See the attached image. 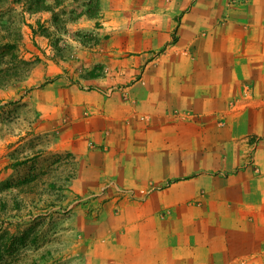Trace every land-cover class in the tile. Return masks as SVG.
<instances>
[{"label":"rangeland","instance_id":"374dc122","mask_svg":"<svg viewBox=\"0 0 264 264\" xmlns=\"http://www.w3.org/2000/svg\"><path fill=\"white\" fill-rule=\"evenodd\" d=\"M177 1L179 7L176 8ZM224 1L233 6L240 0ZM192 2L0 0V264H145L150 257L137 255L140 245L146 247L147 243L159 245L165 242L164 246L171 248L189 241L192 244L189 242L184 247L188 254L187 264H197L224 255L227 244L237 245V233L211 232L215 220L207 224L208 227L190 221L201 195L219 185L216 170L205 168L200 175L195 168L187 170V176L196 175L197 180L194 178L187 184L177 185L174 191L180 193V199L184 201L179 203H184L186 208L168 211L169 206H164L161 212L166 217L160 215L157 218L166 233L161 229L163 235L156 233L147 225L140 226V221L147 218L144 217L145 197L150 195L149 190L155 191L149 196H155L153 204L170 203V198L162 195L166 184L151 183L144 195L138 197L132 187L116 184L113 176L99 172L96 167L90 173L100 176L99 182L85 183V173L89 174L85 171V157L82 158L76 148L61 146L60 150L56 145L57 138L64 132V120L59 122V115L55 120L51 116L44 117L40 108L45 107L39 106L47 101L43 89L46 84L68 86L66 91L51 89L50 93L74 101L69 112L76 127L74 142L81 144L83 139L80 142L78 137L80 132L85 133V84H92L91 87L130 84L140 79L135 93L139 97H149L148 101L156 94L152 95L147 84L150 87L178 84L180 78L167 71L168 63L163 57L166 45L157 50L117 52L110 47L113 39L109 38L126 35L129 40L130 34L131 40L138 41L135 35H145V29H154L153 23L158 25L164 13L189 10ZM222 5L227 6L226 3ZM175 39L173 37L172 41ZM250 69L249 80L247 75L244 76L251 85L259 74L254 71L255 64ZM200 74L206 76L202 71ZM101 91L105 88L92 91L89 107L94 111L112 107V99ZM247 96L252 99L255 93L250 90ZM59 107L61 109L54 112L64 110V106ZM149 108L151 106L143 101L140 109L147 111ZM250 108L248 119L240 123L239 128L251 130L249 141L254 143L264 137V109ZM185 118L190 120L189 116ZM122 127L118 125L113 132V147L120 140ZM180 140L186 146L196 145L199 141L193 136ZM79 144L74 143V147ZM81 147V153L85 155V140ZM132 147L130 140L126 146L129 152L122 159L123 172L127 176L133 174L139 164L137 158L140 157L131 151ZM99 150L91 157L94 166L105 149ZM209 154L212 158V153ZM193 155L186 151L185 159L194 160ZM176 156L178 153L173 152L159 155L169 165H176ZM106 162H109L108 158ZM256 167L255 162L253 168ZM139 215L141 219L136 220ZM204 228L208 230L205 232ZM137 230L140 240L132 239ZM146 230L150 234L146 235ZM128 246L133 248V255ZM211 250L213 254L209 253ZM161 252L156 261L158 264H161V260L158 261Z\"/></svg>","mask_w":264,"mask_h":264},{"label":"crops","instance_id":"0c3cea01","mask_svg":"<svg viewBox=\"0 0 264 264\" xmlns=\"http://www.w3.org/2000/svg\"><path fill=\"white\" fill-rule=\"evenodd\" d=\"M231 4L224 0H193L189 10L164 13L158 25L153 23L154 29H145V35H135L138 41L131 40L130 34L129 40L126 35L109 38L113 39L110 47L117 52L126 49L140 52L157 50L166 45L163 57L168 63L167 71L175 73L180 80L183 77L186 80H179L171 87L164 84L150 87L147 84L152 95L156 94L150 101L149 97H139L135 93L140 79L130 84H96L92 87V84H85V133L80 132L78 137L80 142L85 140V155L81 153L83 142H74L76 127L69 112L74 101L50 93L51 89L63 88L66 91L68 86L46 84L43 89L47 101L39 104L45 107L40 108L44 117L51 116L55 120L59 115V122L64 120V132L57 138L56 145L60 150L61 146L76 148L82 158L85 157V171H89V174L85 173V183L99 182L100 176L90 173L96 167L99 172H108L109 176H113L116 184L132 187L138 197L144 195L151 183L166 184L162 195L169 197L170 203L162 206L153 204L155 196H149L155 191L149 190L150 195L145 197L146 219L152 215L166 217L161 212L164 206H169L168 211L186 208L182 205L184 203H179L184 201L180 199V193L174 191L177 185L187 184L194 178L197 180L196 175L192 178L187 176V170L195 168L198 175L205 168L217 171L215 177L219 185L201 195L190 221L207 226L215 220L211 232L223 234L231 231L238 234V241L237 245L227 244L224 255L197 264L264 262V236L258 235L264 233V137L251 143L249 137L252 131L239 128L240 123L248 119L251 106L264 109V0H240L233 6ZM176 15L179 17L176 18ZM123 37L125 41H122ZM173 37L175 41H172ZM127 43L139 47L133 48ZM253 64L256 65L254 71L259 75L250 85L244 75L251 74L250 66ZM201 71L206 74L205 77H201ZM94 88L99 91L105 88L101 92L112 99L110 110L94 111L89 107ZM250 90L255 93L252 99L247 96ZM143 101L151 106L147 111L140 109ZM61 105L64 106V114H60L63 111L54 112L61 109ZM185 116H189L190 120ZM189 122L192 124H186ZM118 125L123 126V131L113 147L111 139ZM191 136L198 138L196 145L186 146L180 140L190 139ZM130 140L133 143L131 151L140 158H137L139 164L134 168L135 172L127 176L123 172L122 159L129 152L126 146ZM74 143L79 145L74 147ZM102 147L105 150L94 166L91 157ZM186 151L194 154V160L185 159ZM170 152L179 155L175 159L176 165H169L166 159L159 157ZM209 153H212V158ZM255 162L258 170L253 168ZM139 219L140 215L136 220ZM207 230L204 228L205 232ZM250 234L254 236L250 238ZM194 241L197 242L196 239ZM189 242L192 244V241ZM189 242L183 246L161 247L158 261L161 260V264H187L188 254L184 247ZM256 244L260 245L254 248ZM209 253L214 252L211 250Z\"/></svg>","mask_w":264,"mask_h":264},{"label":"trees","instance_id":"16d2710c","mask_svg":"<svg viewBox=\"0 0 264 264\" xmlns=\"http://www.w3.org/2000/svg\"><path fill=\"white\" fill-rule=\"evenodd\" d=\"M159 219L157 218V217H155V216H152V217H150V219H146V220H142L141 221V224H140V226L142 225H147L148 227H151V229H153V231L155 232L156 231V233H159V234H162V232H161V230H163L162 229V224L161 223H159ZM208 222V221H207ZM200 224V223H199ZM150 225V226H149ZM139 226V227H140ZM201 226V225H200ZM146 228V227H145ZM161 229V230H160ZM138 230H139V228H138ZM135 231L133 234H132V239H137V240H140V235L138 236V234H140V232L139 231ZM147 231V230H146ZM164 231V230H163ZM165 232V231H164ZM209 232V231H208ZM148 233L150 234V231H147L146 232V235H148ZM166 233V232H165ZM163 235V234H162ZM252 235L254 236V234H250V238L252 237ZM259 236H264V233H262V232H260L259 234H258ZM149 237V236H148ZM164 244H165V242L164 243H161V244H159V245H157V244H150L149 245V243H147V246L146 247H144V246H139V248H137L138 249V253H137V255H141V256H145V257H150V258H148L147 259V261L145 262V264H155L156 263V261H157V258H158V256H159V252H160V250H161V247H163L164 246ZM127 249L128 250H130V252H131V255H133V248L131 247V246H128L127 247Z\"/></svg>","mask_w":264,"mask_h":264},{"label":"built area","instance_id":"2783aa9c","mask_svg":"<svg viewBox=\"0 0 264 264\" xmlns=\"http://www.w3.org/2000/svg\"><path fill=\"white\" fill-rule=\"evenodd\" d=\"M255 170H258V168L256 167Z\"/></svg>","mask_w":264,"mask_h":264}]
</instances>
